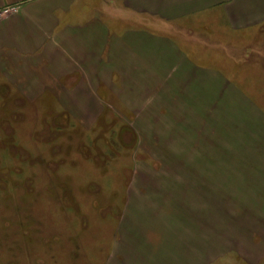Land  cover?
Listing matches in <instances>:
<instances>
[{
	"label": "rangeland",
	"instance_id": "obj_1",
	"mask_svg": "<svg viewBox=\"0 0 264 264\" xmlns=\"http://www.w3.org/2000/svg\"><path fill=\"white\" fill-rule=\"evenodd\" d=\"M238 43L226 62V88L220 86L222 98L215 104L213 125L209 120L214 130L209 157L195 150L193 134L184 142L178 141L177 131L167 138L165 163L177 166L165 168V173H188L184 179L189 185L211 197L205 209L201 200L178 197L176 175L166 183L158 177L163 173L159 168L149 172L142 160L153 161L139 147L127 118L110 113L87 127L64 118L48 96L26 102L0 88V264H107L129 190L153 192L145 202L161 200L159 192L164 190L171 195L157 215L150 213L155 209L148 203V214H135L132 223L137 237L141 226L151 225L153 239L165 254L167 244L180 249L175 263L264 264V34L249 37L246 51ZM136 169L145 176L130 184ZM200 222L209 224L208 231L198 228L200 236L185 225ZM206 232L215 245L203 247L205 256L197 261V247ZM223 239L237 245L244 239L249 245L253 239L259 245H235L246 258L235 250L216 253Z\"/></svg>",
	"mask_w": 264,
	"mask_h": 264
},
{
	"label": "crops",
	"instance_id": "obj_2",
	"mask_svg": "<svg viewBox=\"0 0 264 264\" xmlns=\"http://www.w3.org/2000/svg\"><path fill=\"white\" fill-rule=\"evenodd\" d=\"M4 8L15 11L0 18V88L26 102L48 96L64 118L87 127L110 113L114 118H127L139 147L153 161L142 160L149 172L159 168L163 173L158 177L166 183L176 175L178 197L201 200V208L208 207L211 197L196 192L190 180L184 179L190 175L183 169L165 173V168L177 166L165 163L170 146L167 138L177 131L178 141L184 142L193 134L195 150L209 157V138L214 134L209 120L213 125L215 104L222 98L220 86L226 88V62L231 60L232 46L242 42L246 51L249 37L264 34V0H0V11ZM177 149L182 151L183 145ZM135 171L130 184L145 176ZM152 193L128 191L107 264L180 261L181 250L167 244L165 254L153 239L151 225L141 226L138 237L133 231L135 214H148L149 203L155 209L150 213L157 215L161 203L171 196L164 190L159 192L161 200L145 202ZM200 223L185 225L200 236L199 227L209 229L208 222ZM177 232L175 225V239ZM201 238L197 261L205 256L203 247L215 245L207 232ZM231 240L223 239L216 253L235 250L248 257ZM243 242L245 247L259 245L253 239L249 245L246 239ZM262 249H258L260 254Z\"/></svg>",
	"mask_w": 264,
	"mask_h": 264
},
{
	"label": "built area",
	"instance_id": "obj_3",
	"mask_svg": "<svg viewBox=\"0 0 264 264\" xmlns=\"http://www.w3.org/2000/svg\"><path fill=\"white\" fill-rule=\"evenodd\" d=\"M14 8H4L3 10L0 11V18H4L14 12Z\"/></svg>",
	"mask_w": 264,
	"mask_h": 264
}]
</instances>
